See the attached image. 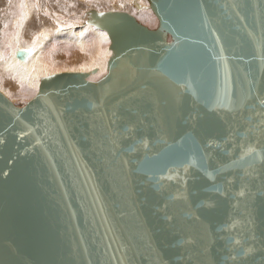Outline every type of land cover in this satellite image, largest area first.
<instances>
[{"label":"water","instance_id":"water-1","mask_svg":"<svg viewBox=\"0 0 264 264\" xmlns=\"http://www.w3.org/2000/svg\"><path fill=\"white\" fill-rule=\"evenodd\" d=\"M148 1L86 11L100 77L0 89V264H264V0Z\"/></svg>","mask_w":264,"mask_h":264},{"label":"bare ground","instance_id":"bare-ground-1","mask_svg":"<svg viewBox=\"0 0 264 264\" xmlns=\"http://www.w3.org/2000/svg\"><path fill=\"white\" fill-rule=\"evenodd\" d=\"M71 1L72 0H55V2L52 0H19L21 4L19 3L18 6L21 5L22 10L20 9V15L16 16L15 14V20H20V22H22V27H20V29L19 26H17L13 35L11 34L12 37L9 41L11 45H9L12 46V49L10 52L7 55L0 53L1 84H3L4 81L6 82V80L8 81L6 83H11L14 81V84H24L27 87L34 88L36 91H38L41 77L43 75L54 71H60L56 70L58 68V64H60V61L58 58L54 57V52L59 44L63 45L62 42L73 43L75 46L79 47L83 53L89 54L88 58H85L82 61L73 62L72 65L74 66L71 67L70 65V68L72 69L68 68L69 70H89L96 67L95 71H90L89 78H92L96 75H102L106 71L107 60L112 52L111 48L109 47L106 49L102 48L103 42L108 43L111 40L106 29L87 21L86 14L82 17L78 16V18L84 20L83 22L77 21L78 23L75 22L73 25L68 21L67 24L64 25V22L60 21L61 18H63L61 14L58 19L59 21L56 22L57 12H60V10L59 8L56 9V7L53 6L57 4H61L62 6V4H64L63 7H66V5H69ZM92 1L97 3L96 5L102 4L97 0ZM113 1L117 4L119 2L123 5L127 4L130 8L133 6L136 7V5L133 3V0H127V2L126 0ZM138 1H140L142 6L136 8L142 9V7L145 5V0ZM46 9H48V11H46ZM47 12L50 13L52 18L45 15ZM45 21H49L51 25H43ZM39 22H41L42 25H38ZM59 22H61V24H59ZM26 25H28L31 29L35 25L37 26V29L34 31V33L37 32V34L36 36L33 35L35 36L34 38L29 35H24L25 33H23V28ZM23 49H31V51H21ZM59 69L63 68L59 67ZM11 85L13 84L11 83ZM15 86H18V84ZM1 88L3 87L1 86ZM1 90L8 95L4 88ZM12 100L14 101V99Z\"/></svg>","mask_w":264,"mask_h":264},{"label":"rangeland","instance_id":"rangeland-1","mask_svg":"<svg viewBox=\"0 0 264 264\" xmlns=\"http://www.w3.org/2000/svg\"><path fill=\"white\" fill-rule=\"evenodd\" d=\"M52 1L55 2V0H52ZM97 1L99 3H102V4L96 5L97 3H94L92 0H86V1L85 0H83V1L82 0H72L69 5L68 4L66 5V7H63L64 4H62V6H61V4L54 5L53 7H56V9L59 8V10H60V12H57L56 22L59 21L58 19H59V16L61 14L63 18H61L60 21L64 22V25L67 24V21L71 22L73 25V23H75V22L76 23L83 22L84 20L78 18V16L79 17L85 16V14H86L85 12L92 7H95L97 9H117L119 7L118 9H125V10H128L131 13L135 14L138 17V19H140L141 21H143L144 23H146L147 25H149L151 27H154L158 24V18L155 15V13L153 12V10L150 8L147 0H145V3H144L145 5L142 7V9L136 8L135 6L130 8L129 5H127V4L123 5L120 2L117 4V3H114L113 0L112 1L111 0H106V1L105 0L104 1L103 0H97ZM126 2H127V0H126ZM19 3H20L19 0H0V53H2L3 55H7L10 52V50L12 49V46H10L11 44L9 43V41H10V38L12 37L13 33L15 32L17 26H19V28L22 27V24H21L22 22H20V20H15V14H16V16L20 15V13H21L20 9L22 10V6L21 5L18 6ZM119 4H121V5H119ZM116 6H117V8H116ZM127 7H129V8H127ZM52 9H54V8H52ZM46 11H48V9H46ZM13 12H15V13H13ZM55 12H56V10H55ZM47 13H45V15H47V17L52 18L50 13L49 12H47ZM12 16H13V18H12ZM75 18H76V20H75ZM59 24H61V22H59ZM38 25H42V23L39 22ZM43 25L50 26L51 24L49 21H47V22L45 21L43 23ZM36 29H37L36 25L32 29L28 25H26L23 28V33H25L24 34L25 36L29 35V36H32L34 38L37 34V32L34 33V31ZM33 35H35V36H33ZM62 43H63V45L59 44L56 47V50L54 52V57L58 58V60L60 61V62L58 61L60 64H58V68L56 70L72 69V68H70V65H71V67L74 66V65H72L73 62L82 61L83 59L88 58L89 54L83 53L79 49V47L75 46V44L65 43V42H62ZM102 46H103L102 47L103 49H106L108 47L110 48V41L108 43L103 42ZM59 67H61L63 69H59ZM100 76L101 75H96V76H93L91 79H96ZM6 82H8V81L6 80ZM6 82L4 81L3 84H1V83L0 84L4 88L5 92L8 93L9 97L14 99L15 103H17V104L25 103L28 99H30L37 92L34 88L27 87L24 84H19V83L14 84V81H13V82H11L13 85H11V83H6ZM17 84H18V86H15ZM1 86H0V88H1ZM3 88H1V89H3Z\"/></svg>","mask_w":264,"mask_h":264},{"label":"snow or ice","instance_id":"snow-or-ice-1","mask_svg":"<svg viewBox=\"0 0 264 264\" xmlns=\"http://www.w3.org/2000/svg\"><path fill=\"white\" fill-rule=\"evenodd\" d=\"M21 51H25V52H27V51H31V49H23V50H21ZM255 151H256L255 148L249 146V147L244 151V155H250L251 153H253V152H255ZM260 158H261V159H264V156H261Z\"/></svg>","mask_w":264,"mask_h":264}]
</instances>
